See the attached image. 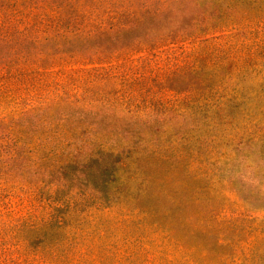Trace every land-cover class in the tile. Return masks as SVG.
I'll use <instances>...</instances> for the list:
<instances>
[{"label":"rangeland","instance_id":"374dc122","mask_svg":"<svg viewBox=\"0 0 264 264\" xmlns=\"http://www.w3.org/2000/svg\"><path fill=\"white\" fill-rule=\"evenodd\" d=\"M212 10L207 28L118 52L108 65L47 64L35 89L0 75V124H15L18 97L26 108L58 93L84 112L52 106L20 124H103L152 153L149 209L117 196L80 225L86 235L58 238L56 264H264V0H218ZM18 166L0 162V212L24 217L54 189Z\"/></svg>","mask_w":264,"mask_h":264},{"label":"trees","instance_id":"16d2710c","mask_svg":"<svg viewBox=\"0 0 264 264\" xmlns=\"http://www.w3.org/2000/svg\"><path fill=\"white\" fill-rule=\"evenodd\" d=\"M152 1L0 0V75L16 90L35 89L32 82L47 64L108 65L118 52L148 49V43L168 42L202 25L218 0H191V5L164 0L159 8H152ZM52 106H77L80 114L86 108L58 93L43 102L32 100L26 108L18 97L13 103L18 112L11 119L15 124H0V162H16L20 171L39 183L44 177L54 189V196L28 216L0 212V264H56L58 238L86 235L80 225L92 212L109 209L117 196L131 197L138 210L149 209L152 202L147 144L120 141L103 124H62L66 116L58 124H20L25 116ZM92 196L98 197L96 206L80 205ZM46 243L51 244L50 260L44 257ZM27 246L34 249L31 254Z\"/></svg>","mask_w":264,"mask_h":264}]
</instances>
